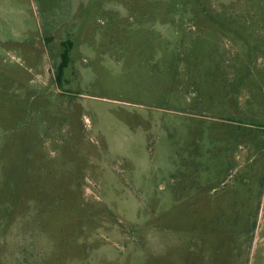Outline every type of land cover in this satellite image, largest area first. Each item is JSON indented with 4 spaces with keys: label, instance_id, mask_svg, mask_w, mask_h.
<instances>
[{
    "label": "rangeland",
    "instance_id": "374dc122",
    "mask_svg": "<svg viewBox=\"0 0 264 264\" xmlns=\"http://www.w3.org/2000/svg\"><path fill=\"white\" fill-rule=\"evenodd\" d=\"M263 234L264 0H0V264H264Z\"/></svg>",
    "mask_w": 264,
    "mask_h": 264
},
{
    "label": "trees",
    "instance_id": "16d2710c",
    "mask_svg": "<svg viewBox=\"0 0 264 264\" xmlns=\"http://www.w3.org/2000/svg\"><path fill=\"white\" fill-rule=\"evenodd\" d=\"M70 50H71V43L67 41L64 46V51L61 54V63L59 64L57 68V71H58L57 80L58 81L60 80V75L62 74V71L65 69V67L68 64Z\"/></svg>",
    "mask_w": 264,
    "mask_h": 264
},
{
    "label": "crops",
    "instance_id": "0c3cea01",
    "mask_svg": "<svg viewBox=\"0 0 264 264\" xmlns=\"http://www.w3.org/2000/svg\"><path fill=\"white\" fill-rule=\"evenodd\" d=\"M257 242V244L261 241V242H264V234L262 235V237L259 239V240H256ZM263 252H264V249H263Z\"/></svg>",
    "mask_w": 264,
    "mask_h": 264
}]
</instances>
